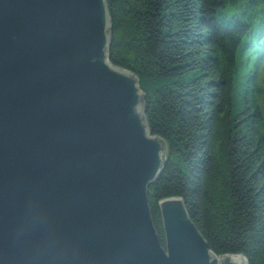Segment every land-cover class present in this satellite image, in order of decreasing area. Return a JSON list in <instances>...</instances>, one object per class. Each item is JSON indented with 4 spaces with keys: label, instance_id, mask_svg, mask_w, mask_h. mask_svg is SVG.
Here are the masks:
<instances>
[{
    "label": "water",
    "instance_id": "1",
    "mask_svg": "<svg viewBox=\"0 0 264 264\" xmlns=\"http://www.w3.org/2000/svg\"><path fill=\"white\" fill-rule=\"evenodd\" d=\"M105 0H0V264H248L180 196L147 200L166 141L108 59Z\"/></svg>",
    "mask_w": 264,
    "mask_h": 264
},
{
    "label": "trees",
    "instance_id": "2",
    "mask_svg": "<svg viewBox=\"0 0 264 264\" xmlns=\"http://www.w3.org/2000/svg\"><path fill=\"white\" fill-rule=\"evenodd\" d=\"M105 1L108 59L167 144L147 191L161 242L158 200L180 196L213 252L264 264V0Z\"/></svg>",
    "mask_w": 264,
    "mask_h": 264
},
{
    "label": "bare ground",
    "instance_id": "3",
    "mask_svg": "<svg viewBox=\"0 0 264 264\" xmlns=\"http://www.w3.org/2000/svg\"><path fill=\"white\" fill-rule=\"evenodd\" d=\"M255 47H257V46H255ZM258 48V47H257Z\"/></svg>",
    "mask_w": 264,
    "mask_h": 264
}]
</instances>
